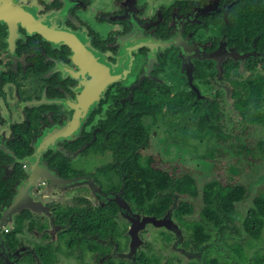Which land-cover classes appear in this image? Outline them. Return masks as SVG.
<instances>
[{
  "label": "flooded vegetation",
  "instance_id": "1",
  "mask_svg": "<svg viewBox=\"0 0 264 264\" xmlns=\"http://www.w3.org/2000/svg\"><path fill=\"white\" fill-rule=\"evenodd\" d=\"M235 1L159 2L150 14L148 0H0V184L13 200L24 180H36L28 194L34 207L2 229L11 255L21 251L13 264L252 259L247 252L264 227L254 236L245 220L255 215L264 189L240 206L249 196L242 178L264 161V136L256 133L264 125V0H251V10L237 0L242 9L234 29ZM124 49L129 68L111 82ZM91 96L100 99L86 114ZM166 96L170 118L189 113L194 130L212 137L214 145L199 157L219 172L214 179L154 151L151 129L165 106L157 100ZM144 104L159 110L144 113ZM229 105L239 115L231 125L224 123ZM118 118L128 127L139 120L142 128L127 129L131 138L114 143L118 149L104 146L100 134ZM65 127L69 135L62 137ZM149 167L174 180L189 174L197 193L162 186L164 178L148 176ZM237 187L243 196H229ZM191 205L193 212L182 211ZM17 222L22 229L8 240ZM164 242L183 256L166 254ZM262 256L260 249L253 264H264Z\"/></svg>",
  "mask_w": 264,
  "mask_h": 264
},
{
  "label": "rangeland",
  "instance_id": "2",
  "mask_svg": "<svg viewBox=\"0 0 264 264\" xmlns=\"http://www.w3.org/2000/svg\"><path fill=\"white\" fill-rule=\"evenodd\" d=\"M104 4H109V0H98ZM175 0H148V13H153L155 10V6L157 3L165 2L166 5H170ZM182 87V84L176 85V89H180ZM175 91V89H173ZM157 101H164V109L161 110L159 115V120L156 121L155 125L153 126V129H151L153 142L155 144L154 151H160L164 158L169 161H175L179 157L186 164V166L202 171V177L203 180L208 179H214L218 176L219 172L212 171L209 167H212V163H208V167L206 166V162L204 159H202L201 155L206 154L209 148H212L214 145L213 139H211L209 136H207L204 133L196 132L194 130L197 122L196 120H193L191 115L188 113L186 116H184L181 120H173L168 116V111L166 110L168 106L171 105V97L166 98H160ZM235 111H233V108L231 105H229L228 113L225 115V121L224 123H227L228 125H231L232 122L230 121L231 117H235V119L239 118V115H237ZM151 117L146 120V123H149V126L152 125L150 123ZM149 121V122H148ZM152 122V121H151ZM235 122V121H234ZM233 128V126H232ZM231 128V129H232ZM256 133L262 134L264 136V125H260L256 127ZM109 154V153H108ZM107 158H101V160H104ZM88 160H98L96 156H91L88 158ZM200 167V168H198ZM255 169L251 170L250 172H247L245 176L242 178V183L247 187L248 189V198H246V202L241 204V208H247L252 203L253 197L258 193L259 189H264V161H262L258 166L255 165ZM204 170V171H203ZM205 170L207 171L205 173ZM55 198L54 196L48 197V199ZM196 216H193L191 218L198 219L200 215L195 214ZM147 235H152L147 234ZM245 235H247L245 233ZM218 236V234H217ZM217 236L214 234V238L217 239ZM224 237L229 238L231 235H224ZM145 238V237H144ZM22 239H25L28 244L31 240L30 234L26 233L25 236L22 237ZM146 239V238H145ZM221 246L224 245L223 242L219 243ZM161 247H164L165 253L169 255H179L183 256L184 254L181 249L174 250L172 248V242H164L161 243ZM225 248V247H224ZM261 249V254H264V233L262 238L257 242L252 248L248 250V255L252 256V259H250V264H253L254 257L256 256L257 252ZM249 261H246L245 264H248Z\"/></svg>",
  "mask_w": 264,
  "mask_h": 264
},
{
  "label": "trees",
  "instance_id": "3",
  "mask_svg": "<svg viewBox=\"0 0 264 264\" xmlns=\"http://www.w3.org/2000/svg\"><path fill=\"white\" fill-rule=\"evenodd\" d=\"M244 9H250L253 8L255 6L254 1L251 2V0H244ZM241 6H240V1H235L230 8V13H229V17H230V24H231V28H236L238 26V18H239V12L241 10ZM143 106V105H142ZM145 108V110L143 111L144 113H155L159 110L158 106L157 107H149V105L144 104L143 106ZM138 108V106H137ZM123 119H116L113 120V122H109L106 127L107 129V133L105 134L104 132H101L100 136V140H101V144H103L104 146H109V147H113L114 149H118V147L115 148L116 145L121 144V141L123 138H126V140H128L129 138H131V135H129V131L128 133L126 132L127 129L131 128V129H136V128H142V123L141 121H137L139 125H136V123L130 127L125 125V120ZM121 130H124L121 131ZM121 131V132H120ZM117 135V136H116ZM116 136V137H115ZM115 137V142L113 141V138ZM100 143V142H98ZM114 143H117L116 145ZM148 172V176H155L158 177L160 179L164 178V183L161 184L164 187H174L175 190H179L182 193H186V192H191L194 194L197 193L196 190V185L193 184V181L190 180L191 177L189 174L184 173L177 177V179H173L171 177L170 172H168L167 170L163 169V168H158V167H149L147 169ZM183 178V179H182ZM1 182V181H0ZM160 185V186H161ZM161 186V187H162ZM230 189L232 187H229ZM231 194H234V198H239L242 197L244 194V189L242 188H233L232 190H229V196L232 197ZM12 198V191L9 189V186L7 184H0V211L3 208V206L7 203H9L11 201ZM167 200L164 201L165 205L169 204V197H166ZM256 204L258 207V210L255 212V215H250L246 220H245V226L248 230L249 233H251L254 236L259 237L261 235V232L263 230L264 227V194H261L257 199H256ZM183 212H193L194 211V206L191 205L189 206H185L182 208ZM197 224V223H196ZM200 224L198 223L196 226V233H199L202 229L200 228ZM22 229V225L20 222H17V225L15 226L14 230H12L11 233H9L7 235V239L8 238H12L14 240L15 234L17 232H19ZM9 240V239H8ZM261 262H264V256L261 257ZM2 258L0 256V264H2Z\"/></svg>",
  "mask_w": 264,
  "mask_h": 264
},
{
  "label": "water",
  "instance_id": "4",
  "mask_svg": "<svg viewBox=\"0 0 264 264\" xmlns=\"http://www.w3.org/2000/svg\"><path fill=\"white\" fill-rule=\"evenodd\" d=\"M123 42L125 44L124 40ZM125 52L126 51L124 49L122 55L118 59L116 69L111 70V82L124 77L127 69L129 68L128 63H125ZM99 99V96H91L89 98L88 103L90 105V108L87 110L86 114H89L90 110L95 107ZM68 132L69 128L65 127L62 137H66L65 135H69ZM35 181V179L31 180V178L24 180V182L19 186L18 193L13 198V200H11L6 205V207L2 211V215L0 216V256L3 258L4 264H13L21 256V251L18 250L13 255H11L8 246L4 241L2 229L7 225H12L11 221L19 211H21L25 207H34V201L32 200V198H30V196H28V194L30 193L31 188L36 184Z\"/></svg>",
  "mask_w": 264,
  "mask_h": 264
}]
</instances>
